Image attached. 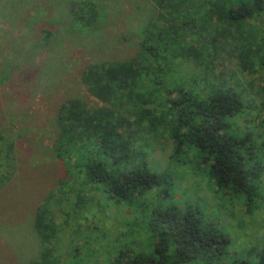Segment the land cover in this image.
Listing matches in <instances>:
<instances>
[{"label":"trees","instance_id":"1","mask_svg":"<svg viewBox=\"0 0 264 264\" xmlns=\"http://www.w3.org/2000/svg\"><path fill=\"white\" fill-rule=\"evenodd\" d=\"M147 1L152 11L136 34V54L89 63L82 70L81 83L97 104L75 96L57 108L53 146L65 174L60 195L48 194L37 207L34 228L42 247L39 258L29 264H55L76 250L82 253L78 245L56 256L51 248L60 230L53 209L68 202V223L90 202L89 195L80 194L83 188L74 187L76 181L115 205L151 200L142 208V240L115 250L112 264H228L225 233L194 204L173 199L166 177L147 163L148 149H134L138 130L133 125L144 127L145 120L153 132L159 125L165 128L172 141V162L183 164L192 155L215 192L246 198L254 194L264 170L258 134L248 127L241 131L237 120L255 113L264 130V0ZM63 2L55 0V17L49 23L62 15L64 27L72 24L71 29L89 31L97 26L99 11L93 1ZM43 29L46 36L51 34ZM225 54L236 60L238 69L258 71L257 86L241 82L234 70L228 72L234 84L224 77L225 70L216 73V59ZM187 62L199 66L202 75L187 73ZM211 74L215 81L205 78ZM147 103L154 105L148 108ZM245 121L250 126L252 121ZM71 187L76 197L69 195ZM230 264L257 263L233 258Z\"/></svg>","mask_w":264,"mask_h":264},{"label":"rangeland","instance_id":"2","mask_svg":"<svg viewBox=\"0 0 264 264\" xmlns=\"http://www.w3.org/2000/svg\"><path fill=\"white\" fill-rule=\"evenodd\" d=\"M56 1L68 5L77 0ZM87 1H93L99 11L97 26L89 31L71 29L72 24L64 27L59 15L58 22H50L61 26L57 31L47 26L55 17L51 14L55 0H0V264H29L39 258L42 244L34 228L35 213L48 194L60 195V179L65 174L53 146L59 104L75 96L97 104L81 83L82 70L89 63L134 56L136 34L152 11L147 0ZM43 28L51 34L46 36ZM216 61V73L225 70L224 77L230 83L234 84L230 70L243 83H259L258 71L238 69L234 58L225 54ZM186 67L190 75H202V69L194 63L187 62ZM212 76L205 78L215 81ZM247 92L258 102L252 88L248 87ZM153 105L147 103L145 107ZM134 118L129 116L132 121ZM246 119L252 121L250 126ZM259 120L254 113L237 122L241 131L248 127L257 132L256 142L260 143L264 162V130ZM143 123L144 127L133 125L138 130L134 149L138 153L141 148L148 149L147 163L166 177L165 187L172 192L173 199L194 204L205 219L225 233L226 263H232L234 258L264 264V170L250 197L215 192L198 168L202 164L192 155L183 164L172 162V141L165 128L159 125L153 132L145 126V120ZM73 185L83 188L80 194L89 195L90 202L79 217L68 218V223V202L53 209L60 230L53 241L56 245L51 248L55 256L77 245L82 253L76 250L77 253L64 255L55 264H112L115 250L133 247L142 240L146 231L142 208L151 200L141 198L132 206L115 205L106 202L99 192L79 186L77 181ZM72 187L69 195L76 197ZM66 188L69 185L61 191L64 196ZM132 231L135 234L130 238ZM76 233L78 237H74ZM70 234L76 238V244H69L73 239Z\"/></svg>","mask_w":264,"mask_h":264}]
</instances>
